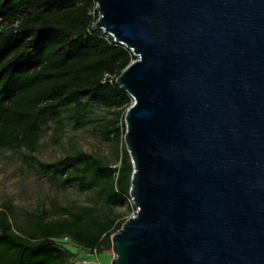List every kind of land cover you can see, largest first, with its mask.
Masks as SVG:
<instances>
[{
  "label": "water",
  "instance_id": "95a60500",
  "mask_svg": "<svg viewBox=\"0 0 264 264\" xmlns=\"http://www.w3.org/2000/svg\"><path fill=\"white\" fill-rule=\"evenodd\" d=\"M134 213L111 264H264V0H94Z\"/></svg>",
  "mask_w": 264,
  "mask_h": 264
},
{
  "label": "trees",
  "instance_id": "16d2710c",
  "mask_svg": "<svg viewBox=\"0 0 264 264\" xmlns=\"http://www.w3.org/2000/svg\"><path fill=\"white\" fill-rule=\"evenodd\" d=\"M0 148L24 147V162L52 169L67 183L94 186L104 212L87 206H53L30 214L23 233L13 231L7 209L0 210V264H63L74 244L90 255L111 253L110 238L125 219L111 206L129 199L131 164L123 144L128 96L115 78L135 58L124 46L95 28L94 0H0ZM89 95L114 105L104 137L121 139L120 166L111 167L81 150L43 163L34 154L41 119L68 109L77 118ZM65 242H64V241ZM62 241V242H61Z\"/></svg>",
  "mask_w": 264,
  "mask_h": 264
},
{
  "label": "rangeland",
  "instance_id": "374dc122",
  "mask_svg": "<svg viewBox=\"0 0 264 264\" xmlns=\"http://www.w3.org/2000/svg\"><path fill=\"white\" fill-rule=\"evenodd\" d=\"M81 100L86 102L87 107L77 118L72 116V111L65 109L59 117L47 114L41 119L33 154L41 162L48 163L81 150L111 167H119L121 139H107L103 134L105 124L114 118L115 106L89 95L81 97ZM129 103H132V99L128 96L121 107ZM122 120L118 119L119 125ZM27 152L24 147L0 148V210L7 209V219L13 231H26L30 226V214L43 209L49 211L47 219L61 217L52 210L57 205L70 206L75 211L87 206L91 212H104L102 200L97 197L94 186L81 188L76 183L65 182L64 176L54 173L52 169L25 163L23 154ZM111 208L122 220L134 213L129 199ZM64 247L71 255L63 264H80L91 260L98 264H111L112 253L90 255L74 244H65Z\"/></svg>",
  "mask_w": 264,
  "mask_h": 264
},
{
  "label": "built area",
  "instance_id": "2783aa9c",
  "mask_svg": "<svg viewBox=\"0 0 264 264\" xmlns=\"http://www.w3.org/2000/svg\"><path fill=\"white\" fill-rule=\"evenodd\" d=\"M2 28V23H1V19H0V29ZM106 35V34H105ZM78 264V263H77ZM80 264H98L97 262L91 260V261H88V262H82Z\"/></svg>",
  "mask_w": 264,
  "mask_h": 264
}]
</instances>
